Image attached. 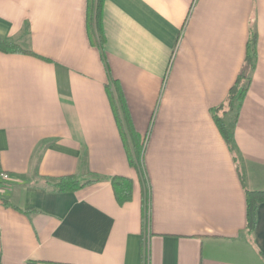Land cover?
Masks as SVG:
<instances>
[{
	"label": "crops",
	"instance_id": "crops-1",
	"mask_svg": "<svg viewBox=\"0 0 264 264\" xmlns=\"http://www.w3.org/2000/svg\"><path fill=\"white\" fill-rule=\"evenodd\" d=\"M0 0V264H264V0ZM224 121L215 107L244 73ZM116 81L143 146L132 167L106 86ZM73 175L85 184L59 190ZM132 180L120 203L111 178Z\"/></svg>",
	"mask_w": 264,
	"mask_h": 264
},
{
	"label": "trees",
	"instance_id": "trees-1",
	"mask_svg": "<svg viewBox=\"0 0 264 264\" xmlns=\"http://www.w3.org/2000/svg\"><path fill=\"white\" fill-rule=\"evenodd\" d=\"M103 0H87L86 5V26L89 39L93 45L102 49L105 43V34L102 22ZM254 36L250 39L245 57V72L237 77L234 84L231 86L226 100L220 106L215 107V123L223 136L225 142L233 150V141L230 130L228 129L224 117L227 113L233 111L238 106L243 98L249 83V72L254 66L255 50ZM0 51L5 53H25L36 55L31 50H26L20 47L16 42L8 38L0 36ZM113 113L123 140L124 147L127 153L129 164L134 167L140 174H143V146L140 142L137 133L134 131L128 111L126 109L124 99L117 82L114 80L106 86ZM241 182L245 191L246 198V227L252 231L256 225V210L257 206L264 202V189L250 190L246 187L244 177L239 173ZM86 181H81L73 175H68L60 178L56 187L59 190H73L85 184ZM111 183L114 189L115 197L120 202L129 201L131 198L132 180L129 177L116 175L111 178Z\"/></svg>",
	"mask_w": 264,
	"mask_h": 264
},
{
	"label": "built area",
	"instance_id": "built-area-1",
	"mask_svg": "<svg viewBox=\"0 0 264 264\" xmlns=\"http://www.w3.org/2000/svg\"><path fill=\"white\" fill-rule=\"evenodd\" d=\"M9 179H10V175L7 172L5 171L0 172V182H5L8 181Z\"/></svg>",
	"mask_w": 264,
	"mask_h": 264
},
{
	"label": "rangeland",
	"instance_id": "rangeland-1",
	"mask_svg": "<svg viewBox=\"0 0 264 264\" xmlns=\"http://www.w3.org/2000/svg\"><path fill=\"white\" fill-rule=\"evenodd\" d=\"M227 97V96H226ZM226 99V98H225Z\"/></svg>",
	"mask_w": 264,
	"mask_h": 264
}]
</instances>
